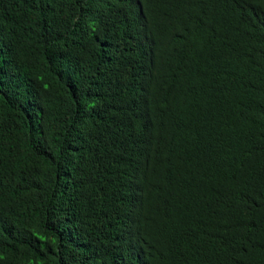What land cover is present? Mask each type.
<instances>
[{
    "label": "trees",
    "instance_id": "1",
    "mask_svg": "<svg viewBox=\"0 0 264 264\" xmlns=\"http://www.w3.org/2000/svg\"><path fill=\"white\" fill-rule=\"evenodd\" d=\"M0 264H264V0H0Z\"/></svg>",
    "mask_w": 264,
    "mask_h": 264
}]
</instances>
